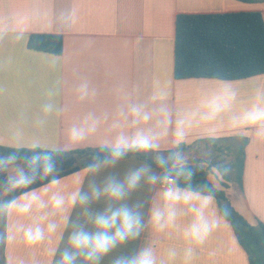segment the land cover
I'll list each match as a JSON object with an SVG mask.
<instances>
[{"label": "crops", "instance_id": "crops-1", "mask_svg": "<svg viewBox=\"0 0 264 264\" xmlns=\"http://www.w3.org/2000/svg\"><path fill=\"white\" fill-rule=\"evenodd\" d=\"M239 12L264 0H0V146L119 155L4 202L0 264H250L214 197L162 189L124 156L198 163L264 224V74L175 77L178 16ZM33 34L62 36V55L30 49Z\"/></svg>", "mask_w": 264, "mask_h": 264}, {"label": "trees", "instance_id": "trees-1", "mask_svg": "<svg viewBox=\"0 0 264 264\" xmlns=\"http://www.w3.org/2000/svg\"><path fill=\"white\" fill-rule=\"evenodd\" d=\"M32 50L62 55L64 40L55 34H33ZM264 74V15L259 12L179 15L176 21V79L210 78L239 80ZM178 151H182L179 149ZM116 151L107 148L53 151L0 146V159L21 164L24 179L11 192L7 167L0 161V214L4 202L48 183L111 158ZM126 157H137L173 177L181 189L214 197L223 216L232 224L250 264H264V224L250 225L228 201L226 193L210 181L209 169L198 163L175 166L176 156L156 161L143 148H131ZM241 186L242 175L238 176Z\"/></svg>", "mask_w": 264, "mask_h": 264}, {"label": "built area", "instance_id": "built-area-1", "mask_svg": "<svg viewBox=\"0 0 264 264\" xmlns=\"http://www.w3.org/2000/svg\"><path fill=\"white\" fill-rule=\"evenodd\" d=\"M159 186L162 189L171 190L177 187V182L173 177L162 176Z\"/></svg>", "mask_w": 264, "mask_h": 264}, {"label": "rangeland", "instance_id": "rangeland-1", "mask_svg": "<svg viewBox=\"0 0 264 264\" xmlns=\"http://www.w3.org/2000/svg\"><path fill=\"white\" fill-rule=\"evenodd\" d=\"M260 89H261V88H260ZM259 92L261 93V90H259ZM260 96H261V95H260ZM6 160H7V159H3V158L0 159L1 162H7ZM17 170H18V168H17ZM10 176H11L14 180L16 179L17 181H19L20 178H21L20 175H18V174L16 175V172H15V171H12V172L10 173ZM23 179H24V178H23ZM21 182H22V181H21ZM21 182H20V183H21ZM12 183H13V181H12ZM20 183H19V184H20ZM17 186H18V185H16V184H15V185H12V187L10 188L11 191H12L15 187H17ZM11 191H10V192H11Z\"/></svg>", "mask_w": 264, "mask_h": 264}, {"label": "water", "instance_id": "water-1", "mask_svg": "<svg viewBox=\"0 0 264 264\" xmlns=\"http://www.w3.org/2000/svg\"><path fill=\"white\" fill-rule=\"evenodd\" d=\"M113 157L114 158H118L119 155L118 154H114ZM188 157L193 158V157H195V155L193 153H185V154L181 155L179 159L183 160V159L188 158Z\"/></svg>", "mask_w": 264, "mask_h": 264}]
</instances>
